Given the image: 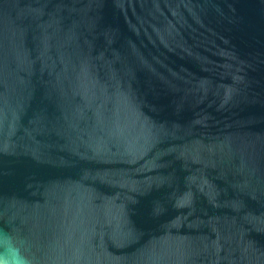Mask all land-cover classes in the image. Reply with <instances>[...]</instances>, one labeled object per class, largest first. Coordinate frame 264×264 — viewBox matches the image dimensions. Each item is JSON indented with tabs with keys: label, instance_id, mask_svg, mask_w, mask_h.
I'll return each instance as SVG.
<instances>
[{
	"label": "water",
	"instance_id": "water-1",
	"mask_svg": "<svg viewBox=\"0 0 264 264\" xmlns=\"http://www.w3.org/2000/svg\"><path fill=\"white\" fill-rule=\"evenodd\" d=\"M0 228L33 264H264V0H0Z\"/></svg>",
	"mask_w": 264,
	"mask_h": 264
},
{
	"label": "clouds",
	"instance_id": "clouds-1",
	"mask_svg": "<svg viewBox=\"0 0 264 264\" xmlns=\"http://www.w3.org/2000/svg\"><path fill=\"white\" fill-rule=\"evenodd\" d=\"M22 243L4 228H0V264H33L22 250Z\"/></svg>",
	"mask_w": 264,
	"mask_h": 264
}]
</instances>
